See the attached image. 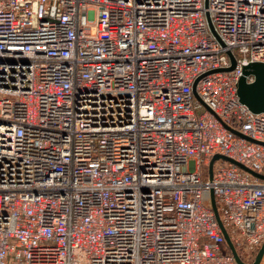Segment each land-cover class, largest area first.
<instances>
[{"label":"built area","instance_id":"2783aa9c","mask_svg":"<svg viewBox=\"0 0 264 264\" xmlns=\"http://www.w3.org/2000/svg\"><path fill=\"white\" fill-rule=\"evenodd\" d=\"M252 62L264 0H0V264H238L211 189L254 259L264 180L203 178L264 174Z\"/></svg>","mask_w":264,"mask_h":264},{"label":"water","instance_id":"95a60500","mask_svg":"<svg viewBox=\"0 0 264 264\" xmlns=\"http://www.w3.org/2000/svg\"><path fill=\"white\" fill-rule=\"evenodd\" d=\"M208 5H209V0H205V6L208 7ZM205 16H206L208 26H209L211 33L217 38V40L220 42V44L222 46H225L224 41L221 39V37L219 36V34L217 33V31L214 27V24L212 22L209 11H206ZM227 54L229 55V58H230V63H231L230 66H227V67H224L221 69L211 70L210 72H214V71H218V70L230 71V70H233L235 68L237 60H236V56H235L234 52L231 49H228ZM248 75H254V81L249 82L247 80ZM193 91H194L195 96L200 99V97L197 93V90H196V82L194 84ZM238 95H239L240 101L242 103H244L246 106H248V108L251 111H253L255 113H263L264 112V62H252V63H249L243 67L242 75L240 76L239 81H238ZM226 126L233 133H235L239 136H242L249 141H253V142L260 143V144L264 145V142L254 140L251 137L245 136L243 133L239 132L238 130H236V129L228 126V125H226ZM220 158L226 159V160L234 163L235 165L239 166L240 168L244 169L245 171L253 174L254 176L259 177L260 179L264 180V174L253 171L250 168H248L245 164H243L242 162H240L236 159H233L229 156L219 154V153L215 154L210 161V164H209V173H210L209 178H210V180H212V178H213L214 163L217 159H220ZM210 195H211V205H212V208L214 210L216 219H217V221L221 227V230H222V233L226 239L227 245H228L230 251L232 252V254L234 255V257L236 259V262L238 264H260L263 257H264V240L260 246V249L256 255L255 260L251 263L245 262L241 258L235 244L233 243V241H232V239H231V237H230V235H229V233H228V231H227V229H226V227H225V225L221 219L214 189H211Z\"/></svg>","mask_w":264,"mask_h":264},{"label":"rangeland","instance_id":"374dc122","mask_svg":"<svg viewBox=\"0 0 264 264\" xmlns=\"http://www.w3.org/2000/svg\"><path fill=\"white\" fill-rule=\"evenodd\" d=\"M209 176H210V173H209V166H208V167H204V168H203V178H204V179H207V178H209ZM237 250H238V252H239L241 258H242L245 262H247V263H251V262H253V261L255 260V258H256V256H255L254 259H253V257H252V258H249V259H246V258L242 257L243 249H242V248H237ZM260 264H264V257H263V259H262V261H261Z\"/></svg>","mask_w":264,"mask_h":264}]
</instances>
